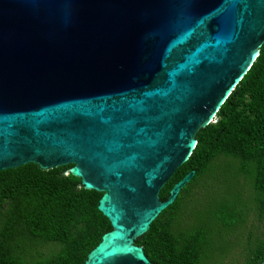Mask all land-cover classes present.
<instances>
[{
  "label": "water",
  "instance_id": "95a60500",
  "mask_svg": "<svg viewBox=\"0 0 264 264\" xmlns=\"http://www.w3.org/2000/svg\"><path fill=\"white\" fill-rule=\"evenodd\" d=\"M263 43L264 0H0V172L72 165L111 227L84 264H152L195 171L161 189Z\"/></svg>",
  "mask_w": 264,
  "mask_h": 264
},
{
  "label": "trees",
  "instance_id": "16d2710c",
  "mask_svg": "<svg viewBox=\"0 0 264 264\" xmlns=\"http://www.w3.org/2000/svg\"><path fill=\"white\" fill-rule=\"evenodd\" d=\"M71 167L43 171L27 164L0 172V264H84L111 230L98 210L102 193L84 189ZM190 171L195 176L187 185L223 178L230 183L227 196L202 211L183 210L182 202H195L199 194L186 185L135 242L152 264L214 263L238 244L248 215L264 224V43L215 122L197 133L192 154L161 189L160 200ZM235 183L240 190L233 193ZM244 258L242 264L264 261V232Z\"/></svg>",
  "mask_w": 264,
  "mask_h": 264
},
{
  "label": "rangeland",
  "instance_id": "374dc122",
  "mask_svg": "<svg viewBox=\"0 0 264 264\" xmlns=\"http://www.w3.org/2000/svg\"><path fill=\"white\" fill-rule=\"evenodd\" d=\"M217 173H220L219 176H221V171H218ZM217 182V181H216ZM229 182H226L223 178L219 180L216 184L212 183L210 179H206L205 183L197 182L194 186L190 187L187 185V190L190 188V194L194 193V189L196 192H199L197 197H194V201L191 203L192 197L189 199H185L182 202L183 210H191L194 211H202L205 209H208L209 204L212 203L216 204L221 199L222 196H227L225 194V191L228 190ZM239 183H235L231 185L230 189L233 191V193L238 192L240 190ZM185 192V191H184ZM183 192V193H184ZM183 195V194H182ZM181 195V196H182ZM233 196V195H231ZM229 197L228 200L232 201L233 197ZM247 197L249 199L250 197L248 195H244V198ZM250 205V203H249ZM264 232V224L257 221L255 216L250 214L246 217V223L242 227L241 233H243V237L239 233L238 238L235 242H238V244L235 243L233 245V248L229 251L230 253L227 255L224 259H215L213 262L216 264H242L243 260L245 259V253L246 249L249 246H252L254 244L256 236L261 235ZM247 234L250 235V240L247 238ZM211 263V264H214Z\"/></svg>",
  "mask_w": 264,
  "mask_h": 264
}]
</instances>
